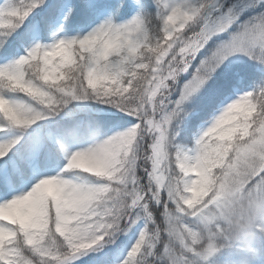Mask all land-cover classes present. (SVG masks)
Here are the masks:
<instances>
[{"label": "snow or ice", "instance_id": "6c2138e0", "mask_svg": "<svg viewBox=\"0 0 264 264\" xmlns=\"http://www.w3.org/2000/svg\"><path fill=\"white\" fill-rule=\"evenodd\" d=\"M77 261L264 264V0H0V264Z\"/></svg>", "mask_w": 264, "mask_h": 264}, {"label": "rangeland", "instance_id": "374dc122", "mask_svg": "<svg viewBox=\"0 0 264 264\" xmlns=\"http://www.w3.org/2000/svg\"><path fill=\"white\" fill-rule=\"evenodd\" d=\"M84 259H85V260H87V257H85ZM77 264H80V262H79V261H77Z\"/></svg>", "mask_w": 264, "mask_h": 264}]
</instances>
